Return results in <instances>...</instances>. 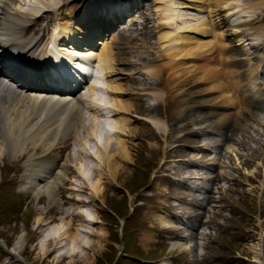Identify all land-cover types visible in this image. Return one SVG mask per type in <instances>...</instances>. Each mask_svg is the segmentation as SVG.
Returning <instances> with one entry per match:
<instances>
[{"label":"rangeland","instance_id":"1","mask_svg":"<svg viewBox=\"0 0 264 264\" xmlns=\"http://www.w3.org/2000/svg\"><path fill=\"white\" fill-rule=\"evenodd\" d=\"M201 1L192 2V7L186 8L190 13L188 19L193 17L191 21L183 18L185 22L177 24L186 25V30H194L191 28L197 26L199 20L202 23H199V28L210 31L206 36L192 31L183 32L188 41L183 46H187L185 52H196L201 46L199 54L180 55L176 61L171 56L161 58L159 54L164 51V45L161 46L164 40L159 37L158 31L163 26L156 13L159 4L154 0H144L140 7L143 12H132L124 22L107 32L106 38L102 40L103 43L110 42L116 46L117 64L123 72L117 75L120 78L118 82L124 92L122 98L132 110L130 126L137 131L130 139L131 158L120 161L125 165V170L117 182L102 175L103 192L95 196L91 187L77 173V163L72 155L77 154L80 147L83 148L80 142L84 144L88 140L86 144L90 152L97 150L95 140L88 139L85 128L78 137L72 134L66 138L57 137L55 144L48 150L42 145L35 148L29 145L23 154L15 156L7 152L0 157V264H160L164 259H167L168 264H255L258 253L256 247L264 231V95L257 94L256 100L246 99L251 85L248 78L252 70L260 67L261 55L245 45L251 41L249 38H253L250 32L255 31L249 29L248 24L264 18V6H259L262 3L256 4L263 0ZM47 3L50 2L13 0L10 3L12 11H25L33 16L30 24L39 23L35 28L40 30L34 33V29L25 34L32 40L40 36L37 46L48 41L57 24L54 22L50 27L48 18L54 21L56 15L53 13L58 2L51 9ZM199 7L204 8L201 14L194 9ZM143 13L147 15L148 23L144 21ZM213 15H216L218 23H222L215 30L210 22V19L215 18ZM238 16H241V23L233 27L244 33L246 44L230 36L227 31V20L232 21ZM132 22L137 24L133 25ZM122 33L126 37L118 41L116 38L121 37ZM102 48L103 45H98L96 51ZM35 49L40 52L39 48ZM172 60L177 63L164 64L161 74L151 75L143 71L147 64L152 66L153 63H168ZM228 60H231V65H228ZM225 63L230 68L224 66ZM215 66L220 67L219 82H225L223 84L229 88L227 93L226 90L214 92L211 88L214 82L202 81L199 77ZM106 78L102 73L99 74L100 80L107 82ZM96 79L98 77L86 82L78 90V94H82L90 106L93 101L90 85ZM0 85L9 92L15 91L9 85L1 82ZM104 91L99 92V97ZM154 91L161 92V96L157 98L152 94ZM105 93L107 95L104 94L100 99L107 100L100 102L107 105L111 94ZM227 94H230L231 101H227L230 99L225 96ZM85 113L89 124L95 114L92 110H85ZM152 114L161 118L166 134L143 120ZM108 115L102 118L101 125L105 138L110 135L107 124L113 121ZM216 139L219 142H212ZM206 142H211L212 146L203 147ZM31 154H35L37 163L52 160L58 168L68 162L69 165L64 168L65 180L54 193L61 206L54 205L45 193L36 196L22 188L24 162ZM211 155L215 156L217 164L213 167L204 165ZM88 158L89 162L93 161V169L90 171L89 168V171L94 179L100 167L93 157ZM196 160L199 162L191 163ZM189 175L191 179H188ZM65 192L71 197H67ZM77 197L84 201L75 200ZM126 198L130 212L121 218L117 217L119 223L115 222L112 210L119 209V213H123ZM199 208L205 212L195 216ZM69 209L78 212L84 209L98 220L88 223L79 213L66 216L65 211ZM189 216L193 217L192 220L196 219L192 222H198L199 230L194 237H190L189 233L193 230V225L187 222ZM54 225H63L72 234L85 225L84 229L88 231L80 230L84 243L81 241V244H76L75 251H71L73 245L70 243L44 253V237ZM123 234L129 237L123 238ZM50 248L53 246L49 244Z\"/></svg>","mask_w":264,"mask_h":264},{"label":"bare ground","instance_id":"2","mask_svg":"<svg viewBox=\"0 0 264 264\" xmlns=\"http://www.w3.org/2000/svg\"><path fill=\"white\" fill-rule=\"evenodd\" d=\"M11 1L13 2V0H0V73L4 75L7 74L10 77V79H15L17 89H15V91L10 90L9 92L8 90L3 89L0 85V157L4 156V154H7V152H10L15 156L17 154H23V152L26 150L25 147L26 146L28 147L29 145L34 148L39 145H42L46 147V150H48L52 148V146L55 144V142L57 141L56 140L57 137L66 138L68 135L71 134L78 137L81 130L85 128L88 131V135H87L89 136L88 139L93 138V140H95V145L97 146V150H93L90 152L86 144L88 143V140H86V143L83 144L80 142L79 139H77L79 140L81 146L83 145V148L80 147L78 149V153L72 155V159H74V161L77 163L76 167L79 176L84 179V182L91 187L95 196H97L103 192L101 185L103 177L105 178L111 177L112 180L116 179L117 182L118 177L125 170L124 169L125 165H123L122 162L120 161H126L131 158L130 157L131 147L129 145L130 139L132 134L137 133V131L134 128H131L132 110L130 111V109L127 106L126 100L122 98L124 92L119 86L120 84L118 82L120 78L117 75L122 74L123 72L122 69L119 68L117 64L118 53L114 51V48L116 46H114L115 44L113 45V43L110 42L103 43L102 40L106 38L107 32L112 31L118 24L124 22L125 19L131 16L132 12L134 11L143 12L140 9V7L144 4L143 2L144 0H123L120 2L118 0H48L50 2L49 4L47 3L48 8L51 9L55 2H58V5L56 6V8L54 7L55 11L52 9L54 11L53 14L56 15L54 21L48 18V23L50 27H52V24L54 22L57 24H56V28L52 30L50 34V39H49L50 46H47L48 44L46 43L45 44L46 47L45 45L43 47H41V45L37 46L41 40L40 36H37L36 40H32L31 37L28 38L25 36V34L28 31H33L35 29V31H33L35 33L36 31L40 30L39 28H35L39 26V23L36 21L30 24L34 18L30 13H26L24 10H23L24 12L20 10L12 11L10 7ZM96 1H100L102 3L100 4L99 2ZM154 1L157 2V4H159V9L156 11V13L158 12V18H160V21L162 22L161 25L163 26L164 29L158 31V33L160 34L159 37H161V39L164 40L163 44H161V46L164 45L163 47L164 53L162 52L159 54L161 58L165 59V57L171 56V58L176 61V58H178L180 55L186 57V56L199 54L198 52L200 51L199 48L201 46L196 50V52H193L191 50H187V52H185L187 46L186 47L183 46L188 41L187 38L184 36L183 32L192 31L201 34L202 36H206L210 33V31L207 32L205 29H200L199 27L200 24L202 23H200L199 20L196 23L197 26H193V28H191L194 30H189V29L186 30V25L179 26L177 24L178 22H181L184 19H187L185 21H191L193 17L191 19H188V14L190 13L187 11L186 8H191L192 2L195 3V2H203V1L201 0H188L189 2L187 0H183V1L154 0ZM225 1L227 0H224V2ZM257 3H262V5L259 6H264V0L262 2L258 1L256 2V4ZM157 4L156 7L158 6ZM32 5L34 9L35 6L34 4ZM257 5L255 6L253 5V6L256 7ZM36 9L37 8H35V10ZM194 9H196L199 14L203 13L204 11L203 7L194 8ZM244 12L243 15H245ZM149 15L150 14H148V16ZM209 17L212 18V15L210 14ZM213 17L215 18L210 19V22L211 25L214 26V30H215L216 27H220L222 23L221 24L218 23L219 20H217L216 15H213ZM143 18H145L144 21H146V23L149 22L147 15L145 13H143ZM200 18L198 17V19ZM240 18L241 16L232 18L233 22L227 20L228 28L227 27L226 28L230 36L236 37L238 38L239 42L243 41L242 43L246 44L247 39L244 40L245 38L244 33L238 31L236 28L233 27V25H236V23H241ZM132 24L136 25L137 23L132 22ZM248 25H249V29L255 31H253L252 33L250 32V34L253 35V38H249V40L251 39V41L247 42L245 46L249 45V49H254V51H258V52L260 51L259 52L261 54L260 57L263 58L264 57V18L262 21H259L257 23L250 22ZM222 35H224V32ZM118 37L116 39L118 41H122V39L126 36L125 33H122L121 37L120 36ZM199 42L200 41H198V43ZM98 45H103L102 50L96 51V47ZM161 46L159 47L161 48ZM35 48H39L40 52H37ZM196 56L202 57L203 55H196ZM175 61L173 60L170 62L168 61V63L166 61L160 64L153 63L152 66L147 64L143 69V71L146 70L147 72L152 73L151 75L153 74L158 75L161 74V70L164 64L166 65L171 63L175 64L177 63ZM227 63L228 65H231V60L230 61L228 60ZM228 65H226V63L224 64V66L230 68V66ZM217 66H215L214 69H210L204 72L199 77L202 81L214 82L211 86L214 92H217L219 90H226L227 93V89L229 88H227L223 84L225 82H222V80L219 82L218 76L220 75L219 74L220 71L218 69H220V67L218 68ZM89 67H92L95 70L97 69L96 70L97 75L96 76L93 75V78L98 77V79H96V81L90 85L92 91L91 95L93 97L92 99L93 101L91 104L92 106L88 104L87 100L82 94H78V90L80 89V87H82L83 84H86L85 83L86 81H90L92 78V77L88 78L89 76H86L85 72H82L81 70L82 68L84 70H87ZM185 67H187V65ZM67 71L74 72V74L78 76V79L69 77ZM101 73L105 77L107 76L108 78L107 82L99 79V74ZM144 73L146 72L144 71ZM251 73L252 74H250V78H248L249 82H251V85L249 87V96L246 99H255L257 94L259 93H262V95H264V82H262L260 79L261 75L264 76V61L260 67L255 68L254 70L251 71ZM4 79L5 77L3 76L0 77V80H4ZM184 81L185 80H183V82ZM234 82H232L233 85ZM76 88H78V90H76ZM101 90L102 91L105 90L111 94L109 95V100L107 105H105L104 102H100L101 100H103L100 99V97L104 96V94L105 96L107 95L104 91L103 95L101 94V96L99 97V92ZM145 93L147 94V92ZM148 93L150 94V92ZM153 93L157 98L161 96V92L154 91L152 92V94ZM225 96L226 97L228 96L229 98L231 97L230 94L229 95L227 94ZM105 99L107 100V98H104V100ZM228 100L231 101V98L227 99V101ZM6 103L7 105H5ZM85 110H92L95 114L94 119H91V121H89V124H87L88 120L86 122L87 116ZM107 113H109L108 116H110L113 119V121L110 124H107V126L109 127V130L107 132H109L110 135H108L105 138L103 132L104 127L101 125L103 122L102 118L105 117ZM245 113L247 114V111ZM261 119L263 120L262 117ZM143 120H146V122L148 121L153 125L154 128L159 129L160 133L161 132L162 134L165 133L166 128L164 126V123L162 126V120L161 118H158L156 114H152ZM85 133L83 134L85 135ZM222 136H224L223 133ZM212 142H219V141H217L216 139L215 141ZM211 146H212L211 142H206L205 146L203 147H211ZM227 148L229 147L227 146ZM229 152L231 151L229 150ZM88 156L93 157L98 162L97 163L98 168L100 167L94 179H92L90 172L93 169V165H92L93 161L89 162L90 159L88 158ZM35 159H36L35 154H31L24 162L25 169L22 175V181H23L22 188L33 192L36 196L45 193L48 196V199L51 202H53L54 205L61 206L60 200L54 197V193L56 192V189L59 186H61L65 180L66 171L64 168L65 166L67 167V165H69L68 162H65L61 167L58 168L55 162L52 160H47L41 163H37L36 162L37 160ZM215 160H216L215 156L211 155L204 162V165L207 166H212L214 164L216 165L217 163L215 162ZM194 162H199V160L192 161L191 163ZM189 176L190 177L188 179H191L192 176L191 175ZM196 178H200V176H196ZM76 185H79V183H77ZM80 187L82 188L85 186H80ZM202 188H206V187L202 186ZM65 193L67 197H71V195H68L67 192ZM75 200H79L81 202L84 201V199L80 197H77ZM67 201L68 200L66 199L65 202ZM212 201H210V203H212ZM205 202H208V200ZM204 212L205 211L200 210L199 208L195 216L202 215ZM74 213L82 214L85 217V221L88 223L97 222L98 220L96 217L84 211V209H82L79 212L76 211L75 209H69L65 211L66 216L74 215ZM192 218H193L192 216H189L187 220L190 226L193 225V230L191 229L189 232L191 234L190 237H194L199 230L197 224L198 222L196 223L192 222L193 220H196V219L192 220ZM84 227L85 225L82 227V229H79L78 232L72 234L69 231V229L64 228L63 225L52 226L51 228H49L48 232H46L47 234L44 237V240L48 241V243L45 241L42 245V248L45 249L44 253L53 252L56 250V248H62L64 246H68L70 245V243L71 245H73L71 251H75L76 244H81L80 243L81 241L84 243L83 233L80 232V230L83 232L88 231L85 230ZM175 243L173 244L175 245ZM49 244L52 245L53 248L48 249ZM256 250H258V253L256 255V259L254 260V263L264 264V231L262 232V235L260 237V242L258 243V247H256ZM160 264H168L167 259L162 260Z\"/></svg>","mask_w":264,"mask_h":264},{"label":"trees","instance_id":"3","mask_svg":"<svg viewBox=\"0 0 264 264\" xmlns=\"http://www.w3.org/2000/svg\"><path fill=\"white\" fill-rule=\"evenodd\" d=\"M112 211H114V221L119 223V219L118 218L119 217L121 218L123 216H126V214L128 212H130L127 198L125 200V208H124V212L123 213H119V209H113ZM123 235H124L123 238H125L126 237V234H123ZM127 237H129V235H127ZM112 247H114V246H112Z\"/></svg>","mask_w":264,"mask_h":264}]
</instances>
